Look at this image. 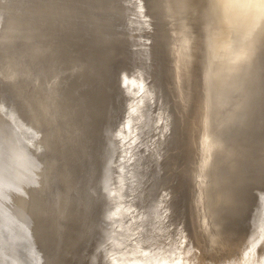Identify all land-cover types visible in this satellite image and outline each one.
Masks as SVG:
<instances>
[{
	"label": "bare ground",
	"instance_id": "obj_1",
	"mask_svg": "<svg viewBox=\"0 0 264 264\" xmlns=\"http://www.w3.org/2000/svg\"><path fill=\"white\" fill-rule=\"evenodd\" d=\"M208 1L210 11L201 18L202 22L196 16L201 3L197 1H116L118 17L122 25L126 23L125 35L134 71L128 72L123 65L112 79L113 89L123 95L119 98V113L115 115L112 167L104 178L107 184L105 224L98 235L102 258L94 264H264V192L253 227L247 228L245 221L237 224L246 216L242 204L247 191L244 174L247 165L241 162L248 158V153L254 167L264 173V0ZM57 25H54L56 29ZM202 27L209 30L207 36L216 38L211 41L214 44H209L208 37L202 38ZM10 35L6 29L0 34V41L1 37ZM78 35L80 38L84 33L78 32ZM58 44L48 45L55 52ZM23 55L27 58L30 54L26 57L24 51ZM44 60L45 57L43 62H47ZM53 62L54 68L57 62ZM216 63L221 64V69ZM32 110L28 112L33 116L35 110ZM15 111L11 107L7 116L2 114L7 121L0 127V264H36L39 256L32 220L25 213L26 202L9 205L7 200L9 192L21 189V181L30 179L34 173L26 171L21 158L37 166L36 155L47 152L48 135L46 142L43 141L45 134L40 141L45 127L40 116L39 120L27 122ZM248 136H251L250 142ZM69 137L66 136V143ZM53 151L55 159L62 158V152L55 148ZM48 156L44 159L48 160ZM13 158L15 161L6 162ZM18 164L13 172L11 168ZM46 168L49 173V166ZM7 173L9 177L5 176Z\"/></svg>",
	"mask_w": 264,
	"mask_h": 264
},
{
	"label": "rangeland",
	"instance_id": "obj_2",
	"mask_svg": "<svg viewBox=\"0 0 264 264\" xmlns=\"http://www.w3.org/2000/svg\"><path fill=\"white\" fill-rule=\"evenodd\" d=\"M192 1H197L199 3L201 2L199 6L201 8L198 7L196 16L202 22L203 19L201 18L206 16L207 13L209 14V1ZM59 2V0H0V33H3L6 29H9L11 32L10 41H8L6 45L1 48V50L2 54L5 55V57L7 56L8 58V55H11L10 57H12V62L10 63V65L7 63L9 66L5 63H2V61L0 62V69L3 71L2 74V71L0 70V108L3 111L2 112L0 110L2 112H0V127L6 124V116L8 114V111H10L11 107H13L16 110V115H18V117H20L21 119L26 120L27 122H29L30 120L36 121L37 118L39 120L40 116V121L45 126L43 127L42 133H40V138L42 137L40 141L44 137V135L42 134H45V137L48 135L47 144L50 142V145L48 144V147L45 148L47 149L45 150L47 152L42 153L45 156L41 154L38 157V155H36L39 165L36 167V170H33L34 173L31 175L30 179L25 178V180L21 181V189L19 188L17 191H12L9 193L7 204L16 205L19 201L26 202L25 213L27 216H30L32 220L33 232L38 238L37 244L38 248H40L39 254L41 255L40 264H94L97 263L100 258H102V255H100L101 248L99 246L100 243H98V235L103 230L102 217L105 214L106 196L101 182L103 179L104 171L106 170L107 165H109L108 147L112 138L113 140L115 139L114 115L116 114V108H118L119 106V98L121 97V93H119V90L113 89L112 79L117 74L120 67H122L121 63L124 61V59L129 61L131 49L129 47V43L126 41V23L124 21V25H122V22L118 17L119 15L116 9L118 1L116 2V0H99L98 2L102 6L98 9H95V11L100 16L98 22L95 24V26L86 24L82 27L75 28L77 34L73 29H71L73 22L67 21V19H70L66 17L68 15L62 14L63 11L60 10L61 7ZM59 10L61 12H59ZM69 15H72V13H70ZM56 23H58L60 26ZM54 25H57L58 29H56V26L54 27ZM205 26L207 25L205 24ZM66 28H68L67 30H69L70 32L72 31V34L70 36V32H66L67 30L65 31ZM60 29L63 30L61 31ZM205 29L203 27L201 28L202 38L204 39V37L206 36L205 38L208 37L207 40L209 44H214L211 41L216 38L212 35L207 36V32L209 30L206 31L207 29ZM54 30H57V32ZM50 31L53 34L49 33ZM59 31L60 34L58 33ZM62 32L64 33L62 34ZM78 32H83L84 35L81 37V34L80 38H78ZM48 35L50 36L47 38ZM53 36L57 38L55 39ZM68 36L71 38H68ZM45 38L48 40L50 39L49 41L51 42L53 38L54 40L52 43H50L48 40L46 42ZM61 39L64 40L61 42ZM65 39L67 40L65 41ZM80 39L82 41L84 39L86 40H84L85 42H82ZM42 41L45 43H43ZM233 41L234 42L232 43L235 44L236 41ZM55 42L57 44L59 42L60 45L58 44L56 46L58 50L54 46V49L56 48V51L54 52L51 48L53 46L49 45H56ZM71 43H74L75 45H73L75 47ZM40 44V47L42 49L41 53V49H39ZM61 44L63 47L61 46ZM42 47L44 48V50ZM48 48L49 52L57 54L56 56L58 58L55 55L49 53L47 51ZM36 49L38 51L40 50V55L38 54V51H36ZM27 50H29L28 53L26 52ZM24 51L26 57L29 54H36H33L32 56L29 55L27 58H25L24 55L21 56ZM57 51L59 55L58 53H56ZM88 51L92 52L90 53ZM64 52L66 53L64 54ZM72 52L73 54H75V56H73ZM76 52L80 54L78 55ZM44 53L48 54L44 55ZM92 53L96 57H94L95 60H93ZM41 54H43V57L41 56ZM101 54L104 55V57H102ZM50 55H53V57H51ZM33 56L35 58L37 57L38 59H32ZM40 56L42 57V59ZM60 56L62 57V61L60 60ZM44 57L46 58V60L48 58L50 59L51 57V63H48V61L50 62L49 59L47 60V62H43ZM64 57L66 59L67 57H70L72 59L69 58L64 63V60H66L64 59ZM53 58H56L55 60L57 62L54 68L52 62H55V60ZM108 58L109 60H107ZM29 59L31 61H29ZM40 59L42 62L40 61ZM69 60L71 61V63H69ZM34 62L37 69H35L36 67ZM73 63L74 65H76L74 66ZM97 63L100 69H97L99 68L97 66ZM218 63L216 64L218 65ZM45 65H47L48 68ZM219 65L217 67L221 69V64ZM219 68H217V70H219ZM49 69H51V71ZM39 70H42V74L40 75L39 79H36V73H38ZM98 75L99 78L101 77L100 80H98ZM5 76L6 79H3V77L5 78ZM6 80H8V82H6ZM52 85L53 87L51 88ZM19 88L23 89L24 91L20 90ZM14 90L16 91L14 92ZM49 90L53 91L49 92ZM26 92H28L29 94ZM23 93H26V98H29L30 100L26 98L23 99L25 97L22 96ZM16 94L20 95V99L19 95ZM76 96L78 98H76ZM96 98L99 100H97ZM31 99H33L34 101H31ZM27 101L29 104L33 103V105H28ZM27 106L28 110H32L35 107V109H33L31 112L35 110L34 114H38V116H35L34 114L32 116V113H30V111L28 112V110L26 109ZM32 106L34 107L32 108ZM55 111H58V113L63 115L62 120L63 124L65 125L64 127H59L57 124H54V121L51 120L52 113ZM91 111L93 113H91ZM3 113H5L6 116L2 115ZM29 113L31 116L29 115ZM40 113L42 115H39ZM31 117H34V120ZM44 122L47 123L48 126ZM56 125L58 129L56 128ZM44 129L48 132H46ZM49 129L50 131H53L50 132ZM61 132L63 133L61 134ZM73 132L74 134H72ZM55 134L57 135L55 136ZM66 136H70L69 139H67L68 145H66ZM45 137L43 140L44 142L47 141V137ZM53 139L54 141H51ZM64 143L65 147L63 146V149L62 145H64ZM54 148L60 153L62 152V155L66 157V164L63 162L62 158L60 159V157H57L58 160L55 159V153L53 151ZM142 148L144 147L142 146ZM62 149L63 151H61ZM51 151L54 153L53 155L51 154ZM48 152L49 156L46 155V153ZM144 153L147 154V151H144ZM46 156H48V158L51 160L50 164L48 162L49 159H44ZM42 161L47 162V165L49 166V173L46 171V169H48L46 168V163H43ZM55 162H57V167L55 166ZM59 163L61 165V169L58 168L60 166ZM64 165L66 166V168L64 167ZM11 169L13 172H15V170H17L18 168L17 166H14ZM51 169L53 170L51 171ZM55 169H57L56 171H59L60 178L58 176V172L55 173ZM55 174H57V177L55 176ZM261 175L264 177L263 172L261 173ZM55 177L57 181H55ZM54 182L56 185L53 184ZM253 185H255L254 181H248L245 183V190L247 191L244 192L246 194L244 195V203L242 202L243 207L246 208V218H243L245 221L243 224L246 227L249 226V228L252 226L250 223H252V216H254L253 213L256 206L254 202L255 186ZM53 186L56 187V189ZM57 188L59 189L58 191ZM42 253L43 258H41Z\"/></svg>",
	"mask_w": 264,
	"mask_h": 264
},
{
	"label": "water",
	"instance_id": "obj_3",
	"mask_svg": "<svg viewBox=\"0 0 264 264\" xmlns=\"http://www.w3.org/2000/svg\"><path fill=\"white\" fill-rule=\"evenodd\" d=\"M59 1H60L59 2L60 3V7H61L60 10H62L64 12V13L62 12V14L63 15H68L66 17H68L70 19H67V21L73 22L71 29H75L77 27H82V26H84L86 24L91 25V26H95V24L98 22V20L100 18L98 13L95 11V9H98V8H100L102 6L98 2L99 0H59ZM116 1H118V0H116ZM60 10H59V12H61ZM70 13H72V15H69ZM118 15H119V13H118ZM0 34H2V33H0ZM1 38L2 39L0 41V62L2 61V63L7 64V56L5 57V55L2 54L1 48L4 47L8 41H10V37H1ZM131 58H132V55L130 54L129 61L124 59V61L121 63V66L124 65V67L127 68L128 72L134 71V68H133V66L131 64ZM41 74H42V72H41V70H39L38 73H37L36 79H39ZM52 87H53V85L51 86V88ZM51 88H49V89H51ZM50 91H52V90H49V92ZM122 95L123 94L121 93V96ZM119 107H120V104H119L118 108H116V114L119 113V111H117L119 109ZM52 117H53L54 123H56V124H62L63 123V120H62L63 115L58 113V111L57 112L56 111L53 112ZM173 129H174V127H173ZM251 136L253 137V134H251ZM251 136H248L249 142H250ZM115 139H116V136H115ZM113 141L114 140L112 138V140L110 141L109 147H108V153H109L108 154V157H109L108 161H109V165H107L106 170L104 171L103 179H102V182H101L102 188L104 189V192H105L106 200H107V189H106L107 184L104 182V178L106 176L107 171L112 167L111 166V160L112 159H110V156L112 155L111 154V151H112L111 145H112ZM47 145L48 144H46V147H48ZM43 153H44V151H43ZM34 154H35V152H34ZM246 157H248V158L243 160V162H241L243 165L244 164L247 165V169L244 170V174H246V176H245L246 177V182L254 181V183H255V185H254L255 187L254 188L257 189V191L255 192V196H254V200H255L254 202H255V205H256L255 207L256 208H254V210H255L254 216H253V219H252V223H250L252 225L250 228H252L253 224H255V222L257 221L259 211L261 210V204H262L261 193L264 192V177L261 175L262 169L261 168L258 169L257 167H254V164H252L254 162V160H252L251 153H248V156H246ZM65 159H66V157H64V155H62V160L64 162H65ZM11 160L15 161V159L13 158V159H8L6 162L9 164V162ZM21 160H23V165L26 168V171H28V172L30 171V173H31V170H36V167L39 165L37 163V166H32L31 165L32 163L29 162V161L27 162V160L24 159L23 157L21 158ZM16 164H17V162H16ZM15 166H19V164L15 165ZM64 167L66 168V166H64ZM5 176L9 177L10 175H9V173H7V174H5ZM233 180H235V179L232 177V183H233ZM233 185H232V191L234 192L236 190H235V185L234 186ZM238 190L237 191L240 192V189H238ZM106 200H105V203H106ZM105 213H106V207H105ZM104 218H105V214L102 217L103 225L105 224L104 223V221H105ZM241 222H244V220L243 221L239 220V222L237 224H240ZM247 228H249V226ZM34 237H35L34 242H35V245H36L35 247H36V250H37L36 253H37V256H39V261L36 262V264H40L41 263L40 262V254H39L40 248H38V244H37L38 238H37L35 233H34ZM24 261H26V260H24Z\"/></svg>",
	"mask_w": 264,
	"mask_h": 264
}]
</instances>
